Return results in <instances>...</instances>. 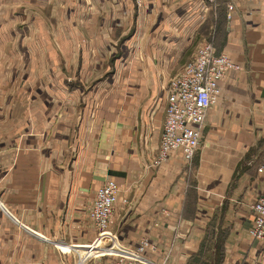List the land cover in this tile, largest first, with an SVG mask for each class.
<instances>
[{
  "label": "crops",
  "instance_id": "1",
  "mask_svg": "<svg viewBox=\"0 0 264 264\" xmlns=\"http://www.w3.org/2000/svg\"><path fill=\"white\" fill-rule=\"evenodd\" d=\"M76 5L38 19L45 48L0 57V264H100L88 256L111 249L86 245L105 179L119 186L115 241L147 237L148 264H264L249 234L264 188V0ZM204 40L239 67L219 80L191 161L175 148L154 166L165 86Z\"/></svg>",
  "mask_w": 264,
  "mask_h": 264
},
{
  "label": "built area",
  "instance_id": "2",
  "mask_svg": "<svg viewBox=\"0 0 264 264\" xmlns=\"http://www.w3.org/2000/svg\"><path fill=\"white\" fill-rule=\"evenodd\" d=\"M137 7L142 0H133ZM216 0H205L211 4ZM234 8V0H226ZM230 17L229 15L227 16ZM229 56L216 52L211 41L204 40L196 48L192 57L184 63L178 73L166 84L165 108L157 154L152 165L163 162L170 150L178 148L186 162H190L200 146L206 109L214 104L220 94L219 80L229 69H236ZM257 170L264 172V159L258 163ZM119 186L113 179H105L96 190L89 218L94 222L98 236L87 244L89 250L109 247L106 251L92 253L88 257L102 258L100 264H148L143 255L145 248L154 249L148 238H141L134 248H128L115 241L108 225L114 211ZM251 223L249 234L253 240L264 242V188L249 205Z\"/></svg>",
  "mask_w": 264,
  "mask_h": 264
},
{
  "label": "rangeland",
  "instance_id": "3",
  "mask_svg": "<svg viewBox=\"0 0 264 264\" xmlns=\"http://www.w3.org/2000/svg\"><path fill=\"white\" fill-rule=\"evenodd\" d=\"M63 2L64 0H0V18L4 24L1 30L5 37V43L0 42V57L3 50L13 53L21 49H37L39 46L45 48L48 40L38 37L44 34L43 25L38 19L49 21V17H55L59 21L64 18ZM71 3L76 5L78 0H71ZM51 27L55 25L51 24Z\"/></svg>",
  "mask_w": 264,
  "mask_h": 264
}]
</instances>
